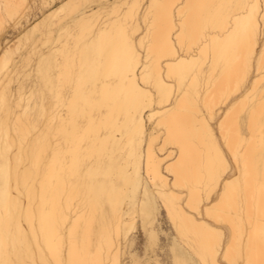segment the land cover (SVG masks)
<instances>
[{
  "label": "bare ground",
  "instance_id": "obj_1",
  "mask_svg": "<svg viewBox=\"0 0 264 264\" xmlns=\"http://www.w3.org/2000/svg\"><path fill=\"white\" fill-rule=\"evenodd\" d=\"M31 1L0 0V18L3 5L21 6L13 10L19 17L11 24L19 29L14 46L8 39L3 45L10 24L0 29V94L6 82L13 88V105L19 119V135L13 140L17 151L23 142L25 156L35 158V175L40 184L38 191H32L31 212L25 211L23 219L17 221L18 227L13 232L15 243L22 258L34 264H54L58 259L108 260L110 256L130 260L135 237L131 236L130 243L129 234L122 231V226L129 222V214L135 218L137 205H142L146 197L155 199L167 195L169 186L176 185L177 171L181 184L195 183L201 168L211 163L209 145L202 131V121L206 118L196 113H208L218 142L223 141L221 124L225 132L230 127L233 133L247 127L258 131L264 113V88L255 74H243L234 55V45L226 38L200 48H196L193 41L186 55L181 57L183 63L174 71L175 84H169V96L174 103L165 101L162 107L157 101L152 112H141L144 131L139 141L131 129L127 111L122 116L120 108L116 107L112 113L105 114L103 120L108 131L101 138L103 166L99 172L96 166L101 157L97 155L95 143L85 144L86 150L75 156L60 158L56 166L49 160L47 171H43L48 148L58 135L65 144L71 141L73 145L78 143L80 135L54 120L52 97L59 95L62 87L71 82L72 74H79L81 69L90 75L102 64L108 66L110 54L119 47L125 21L131 23L135 17L136 25L145 27L146 31V18L152 19L162 12L157 8L150 13L149 6L175 0H60L57 6L54 5L56 0H42L47 10L38 21H31L29 11L25 12V9L30 10ZM184 2L232 3L237 0ZM53 33L55 36H51ZM50 37L53 38L49 45L37 49L38 41L46 44ZM6 52L11 53L7 61ZM32 53L37 54L33 63ZM21 73L23 78L19 77ZM15 81L17 84L12 86ZM22 81L29 82L24 90H21ZM36 81L48 89L46 98L34 93L31 85ZM109 83L116 81L113 78ZM194 101L203 108L197 107L194 111ZM224 101V107L218 106ZM3 120L4 108L0 105V123ZM13 131L16 132L15 126ZM42 137H48L49 143L42 142ZM4 139L0 129V148ZM219 146L221 151L227 148L226 144ZM173 156L180 161V166L170 171ZM232 170L235 175L240 174L239 169ZM98 174L104 179L97 180ZM219 192L222 194L223 189ZM174 195L177 199L171 215L167 206L163 209L176 232L170 244L175 264H202L208 258V246L214 237L207 229L222 234L225 244L221 251H226V241L233 235L232 223L208 214L209 207L219 199L217 193L205 194L202 203H193L191 207L182 187ZM7 215L0 204V230L5 226ZM141 227L144 230L142 223ZM160 227L158 218V233ZM146 251V257L153 260L155 246L150 251L146 247ZM216 259L222 260L223 256Z\"/></svg>",
  "mask_w": 264,
  "mask_h": 264
},
{
  "label": "snow or ice",
  "instance_id": "obj_2",
  "mask_svg": "<svg viewBox=\"0 0 264 264\" xmlns=\"http://www.w3.org/2000/svg\"><path fill=\"white\" fill-rule=\"evenodd\" d=\"M20 7L16 4L2 6L4 11L0 18V29L7 28L19 18L13 10ZM157 8L162 9V12L152 19L146 18V31L145 27L136 25L135 17H132L131 23L124 22L119 47L110 54L107 67L102 64L90 75H86L81 69L79 74H72L71 82L62 87L59 95L52 97L55 105L54 120L80 135L75 145L71 141L65 144L58 135L48 148V159L42 165L43 171H47L49 160L52 166H56L60 158L75 156L77 152L86 150L85 144L95 143L98 146L97 155L101 157L96 166L99 172L103 166L101 138L108 131L103 120L106 118L105 114L112 113L116 107L120 108L122 116L127 111L131 129L139 141L144 131L141 112H152L157 101L162 107L165 106V101L174 103L169 96V84H175L174 71L183 63L181 57L186 55V49L193 41L196 42L194 46L200 48L217 44L226 38L234 45V55L240 62L243 74H255L264 88V0H237L232 3H186L184 0H175L163 5H150V13ZM10 54L5 53V61ZM113 78L116 83L110 84L109 81ZM60 80L63 84V74ZM28 84V81H22L21 90ZM31 86L37 97H47L48 89L39 81ZM14 99L13 88L6 82L3 93L0 94V105L4 108V120L0 123V129L5 137L3 147L0 148V204L8 215L4 228L0 230V264H34L33 261L22 258L13 237L18 219L22 220L25 211L31 212L33 208L32 191H38L40 187L39 178L35 175V158L25 156L23 142L17 151L13 140L14 136L19 135V119L15 115L17 109L13 105ZM197 107L203 108V105L194 101L193 110ZM196 114L206 118L202 121V131L209 145L211 163L201 168L195 183L181 184L177 171L176 185L169 186L168 194L155 199L146 197L142 205H137L135 218L129 214V222L122 226V231L129 234L131 243V236L135 234L134 227L142 223L144 244L150 251L159 237L156 221L162 207L167 206L171 215L172 206L177 199L174 195L176 191L183 188L189 207L193 203H202L205 194L211 195L215 191L219 199L209 207L208 214L214 219L231 222L233 235L226 241L227 250L221 251L225 244L224 237L214 229H207L214 239L208 246V258L202 264H264V113L261 115L258 131L255 127H247L233 133L230 127L225 132L224 125L221 124L223 141L220 142L210 126L208 113ZM14 126L16 132L13 131ZM41 140L49 143L48 137H42ZM220 144H226L227 148L221 151ZM180 156L182 160L183 153ZM172 160L170 171L173 167L180 166V161L175 156ZM232 168L239 169L240 174L232 173ZM96 179L104 178L102 174H98ZM220 188L223 189L222 194L219 192ZM221 255L222 260L216 259ZM54 264L158 262L148 259L143 248L136 255L134 247L133 258L127 261L110 256L108 260L58 259Z\"/></svg>",
  "mask_w": 264,
  "mask_h": 264
},
{
  "label": "rangeland",
  "instance_id": "obj_3",
  "mask_svg": "<svg viewBox=\"0 0 264 264\" xmlns=\"http://www.w3.org/2000/svg\"><path fill=\"white\" fill-rule=\"evenodd\" d=\"M32 1H31V8H30V10L25 9V12H28L29 11V14H30L29 17H30L31 21H35L36 19L38 21L39 20L38 18L41 17V15H42V12L45 11V10H47V7H44L45 5L42 3V0H32ZM109 1H111V0H109ZM59 4H60V0H56L54 2V5L55 6H57ZM24 13H23V15L25 16ZM23 23H25V21ZM11 24L12 23H10V26L7 28V31L8 32L5 33V38H4L3 45L5 44L6 40L8 39L10 41V44H13V46H14L16 44V41H17L18 37H19L18 36L19 29L18 28H13ZM51 36H55V33H53ZM52 38L53 37H50L49 41L46 44H42L41 41H38L37 42V45H38L37 46V49L41 48V46L46 47L47 45H49L51 43ZM36 55L37 54H33L32 53L31 56H35V57H32L34 59H31L30 58L31 61H32L31 63H33L34 60L36 59ZM17 58H19V57H17ZM26 67H28V66H26ZM23 75L24 74L21 73L19 75V77L20 78H23L22 77ZM16 82L17 81L12 82V86L16 85L17 84ZM229 99L230 98H228L227 101ZM225 105H226L225 101L223 103H219L218 104V106H222V107H224ZM214 123L215 122L213 121V124ZM232 169H233L232 171L234 172L235 171V168H232ZM158 218H159V224L161 226L160 227V231H159L160 238H159V241H158L157 245H155V252L152 254L153 255V258H154L153 260L157 261L158 264H175V262L173 261V252L170 250V244H172L173 237H174V234H176V232L171 227L170 222L168 220V217H167L166 212L163 209V207H162V210H161L160 215H159ZM133 232L135 233L134 234L135 241H134L132 250L135 247V251L139 255V253L141 251V248H143L144 249V254L146 256L147 251H146V245L144 244V230L142 229L141 224L139 226H136L133 229ZM227 234H228V231H227ZM126 256H127V254H126ZM124 257L125 256L123 255V258ZM127 259H129V258H127Z\"/></svg>",
  "mask_w": 264,
  "mask_h": 264
}]
</instances>
